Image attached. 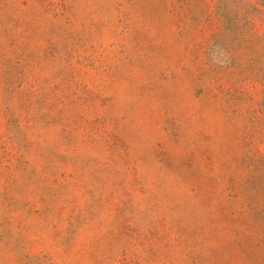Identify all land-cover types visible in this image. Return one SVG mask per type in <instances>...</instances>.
Instances as JSON below:
<instances>
[{
    "label": "rangeland",
    "instance_id": "obj_1",
    "mask_svg": "<svg viewBox=\"0 0 264 264\" xmlns=\"http://www.w3.org/2000/svg\"><path fill=\"white\" fill-rule=\"evenodd\" d=\"M0 264H264V0H0Z\"/></svg>",
    "mask_w": 264,
    "mask_h": 264
}]
</instances>
